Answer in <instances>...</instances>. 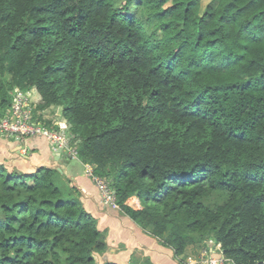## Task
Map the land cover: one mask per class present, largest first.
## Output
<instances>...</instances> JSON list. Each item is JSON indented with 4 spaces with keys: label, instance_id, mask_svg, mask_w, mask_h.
<instances>
[{
    "label": "trees",
    "instance_id": "1",
    "mask_svg": "<svg viewBox=\"0 0 264 264\" xmlns=\"http://www.w3.org/2000/svg\"><path fill=\"white\" fill-rule=\"evenodd\" d=\"M199 3L0 0V114L15 88L45 127L59 109L78 159L179 264L210 239L264 264V0ZM106 249L58 169L0 163V264H117Z\"/></svg>",
    "mask_w": 264,
    "mask_h": 264
},
{
    "label": "crops",
    "instance_id": "2",
    "mask_svg": "<svg viewBox=\"0 0 264 264\" xmlns=\"http://www.w3.org/2000/svg\"><path fill=\"white\" fill-rule=\"evenodd\" d=\"M73 158L53 151L51 145L42 138H18L0 134V163L10 171L16 169L32 173L41 166L60 168L65 180L80 190L83 207L96 219L98 229L105 232L107 249L100 256L101 262L130 264L131 255L140 252L141 256H147L153 264H179L174 261L169 247L148 235L122 210L103 206L97 187L84 174L82 162L75 158L81 168L69 169V162ZM126 204L132 208H141L136 196L128 198Z\"/></svg>",
    "mask_w": 264,
    "mask_h": 264
},
{
    "label": "built area",
    "instance_id": "3",
    "mask_svg": "<svg viewBox=\"0 0 264 264\" xmlns=\"http://www.w3.org/2000/svg\"><path fill=\"white\" fill-rule=\"evenodd\" d=\"M12 99L11 105L3 114H0L1 135H12L18 138H42L51 145L53 151L62 153L64 156L77 157L76 147H73L72 144L69 145L67 138H65V135L70 136V132L65 125L57 121L54 123L53 121L55 127L50 126L48 128L37 118L38 112H35L36 102L32 91H21L15 88ZM83 167L84 174L97 187L102 205L118 208L115 192L111 189L108 182L104 178L94 174L93 166L90 163H84ZM207 241H210L212 244L215 243L211 239ZM213 251H215L213 247H208V251L205 248L202 249L194 262L191 261V257L189 258L190 263L226 264L227 259L219 257Z\"/></svg>",
    "mask_w": 264,
    "mask_h": 264
},
{
    "label": "rangeland",
    "instance_id": "4",
    "mask_svg": "<svg viewBox=\"0 0 264 264\" xmlns=\"http://www.w3.org/2000/svg\"><path fill=\"white\" fill-rule=\"evenodd\" d=\"M211 0H200V3H199V6H198V10L199 9H203L204 7H205V5H207L209 2H210ZM31 95H32V93H31ZM32 99H33V96H32ZM59 109H57L56 111H55V113H52L51 111H46L45 113H44V115H42V117H47L49 120H51V122L52 121H54V123L57 121V118H60L59 117ZM58 116V117H57ZM57 117V118H56ZM59 121H60V123H62L63 121L61 120V119H59ZM65 123H66V121H65ZM61 136H63V135H61ZM45 138V137H44ZM65 138H67V142H68V144L69 145H71L72 144V146L73 147H76L77 145H75L77 142H78V139H76V138H74V137H72V135H70V136H68V135H65ZM75 158H78V155H77V157H75ZM75 158H73L70 162H69V169L71 168V167H74V168H76V169H80L81 168V165H80V163L77 161V159H75ZM83 164V163H82ZM63 175V174H62ZM64 177H65V175H63ZM127 201V200H126ZM117 203V202H116ZM104 206V205H103ZM117 206H118V208H112V209H119V205H118V203H117ZM107 208H110V207H107ZM134 209H139V208H134ZM214 242V241H213ZM205 245H207V247H213L214 249H215V251H213V252H215L219 257L221 256L220 254H219V250H220V246L219 245H217L216 243H214V244H212V243H210V241H207L206 242V244ZM140 252H137V254L136 255H140L139 254ZM172 254H173V252H172ZM188 255H191V256H188ZM194 254L192 253V250H191V248H188L187 249V252H186V257H185V259H184V261H186L187 263H189V264H192V263H190L191 261H195V257H192ZM141 256V255H140ZM138 257V256H137ZM191 257V261L189 260V258ZM97 258V260L99 261L100 260V256H97L96 257ZM138 259H140V257L138 258ZM173 259H174V261H178L177 259H175V257L173 256ZM141 261V260H140ZM100 262H101V260H100ZM99 262V263H100ZM201 264H204V263H201ZM227 264V263H226Z\"/></svg>",
    "mask_w": 264,
    "mask_h": 264
},
{
    "label": "clouds",
    "instance_id": "5",
    "mask_svg": "<svg viewBox=\"0 0 264 264\" xmlns=\"http://www.w3.org/2000/svg\"><path fill=\"white\" fill-rule=\"evenodd\" d=\"M37 105V104H36ZM38 114H39V112H38ZM38 114H37V116H38ZM58 117V116H57ZM59 119L60 118H57V122H59L60 123V121H59ZM60 124H63V125H65L63 122L62 123H60ZM68 157H71V156H68ZM84 164V163H83ZM227 264H229V263H227Z\"/></svg>",
    "mask_w": 264,
    "mask_h": 264
},
{
    "label": "water",
    "instance_id": "6",
    "mask_svg": "<svg viewBox=\"0 0 264 264\" xmlns=\"http://www.w3.org/2000/svg\"><path fill=\"white\" fill-rule=\"evenodd\" d=\"M58 171L61 172V169L59 168Z\"/></svg>",
    "mask_w": 264,
    "mask_h": 264
}]
</instances>
